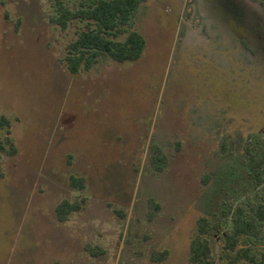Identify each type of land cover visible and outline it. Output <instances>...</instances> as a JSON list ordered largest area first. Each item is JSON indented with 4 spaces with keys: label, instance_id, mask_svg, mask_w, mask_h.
<instances>
[{
    "label": "rangeland",
    "instance_id": "rangeland-1",
    "mask_svg": "<svg viewBox=\"0 0 264 264\" xmlns=\"http://www.w3.org/2000/svg\"><path fill=\"white\" fill-rule=\"evenodd\" d=\"M238 3L145 0L130 26L142 56L72 74L66 46L83 24L61 29L53 0H0V264H195L201 217L254 215L264 0ZM64 199L84 204L60 221ZM211 241L213 264H228L223 239Z\"/></svg>",
    "mask_w": 264,
    "mask_h": 264
},
{
    "label": "trees",
    "instance_id": "trees-1",
    "mask_svg": "<svg viewBox=\"0 0 264 264\" xmlns=\"http://www.w3.org/2000/svg\"><path fill=\"white\" fill-rule=\"evenodd\" d=\"M143 1L80 0V5L74 8L66 0H53L55 14L52 20L61 29L66 30L76 21L83 24L76 37L66 46L65 62L69 72L78 74L88 71L102 57L120 63L138 60L145 50L146 39L130 26ZM151 162L161 170L166 164V156L158 145L153 147ZM71 185L82 188L84 179L72 176ZM83 204L84 199L62 200L57 206L58 219L65 221L71 213L80 211ZM242 211L239 206H229L223 210V223L201 217L197 233L190 242V261L213 264L211 239L218 234L223 239L221 257L228 264H264V235L260 236L264 226V204L255 207L251 217L245 216ZM164 255L165 251L158 253L155 259L162 260Z\"/></svg>",
    "mask_w": 264,
    "mask_h": 264
},
{
    "label": "flooded vegetation",
    "instance_id": "flooded-vegetation-1",
    "mask_svg": "<svg viewBox=\"0 0 264 264\" xmlns=\"http://www.w3.org/2000/svg\"><path fill=\"white\" fill-rule=\"evenodd\" d=\"M233 1H235V2L238 3L240 0H233ZM242 3H243V2H241L240 4H242ZM238 4H239V3H238ZM240 4H239V5H240ZM250 165H251V167H252V164H250Z\"/></svg>",
    "mask_w": 264,
    "mask_h": 264
}]
</instances>
